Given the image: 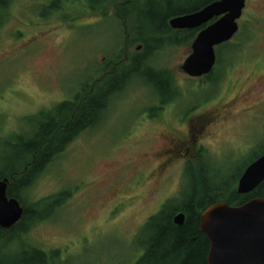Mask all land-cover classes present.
Returning <instances> with one entry per match:
<instances>
[{"label":"rangeland","instance_id":"obj_1","mask_svg":"<svg viewBox=\"0 0 264 264\" xmlns=\"http://www.w3.org/2000/svg\"><path fill=\"white\" fill-rule=\"evenodd\" d=\"M47 2L13 0L0 28V168L14 158L6 146L13 137L28 135L40 114L85 96L92 85L104 88L110 76L146 53L138 49L143 42L132 43L136 34L155 32L152 8L142 0H110L106 16L91 13L89 0H66L45 15ZM238 26L229 44L217 49L211 83L179 70L197 31L172 46L162 34L146 36L154 52L144 56L145 64L154 76L130 78L109 99L99 124L45 167L22 200L29 208L39 204L49 218L13 236L11 244L0 237V264L29 248L49 255V264H134L150 236L143 225L164 203L179 199L187 175L236 189L243 170L264 150V110L200 135L196 119L247 93L259 79L262 88L245 106L264 101V0H246ZM159 72L173 82L174 94L156 81ZM60 193L68 195L60 205L41 204Z\"/></svg>","mask_w":264,"mask_h":264},{"label":"trees","instance_id":"obj_2","mask_svg":"<svg viewBox=\"0 0 264 264\" xmlns=\"http://www.w3.org/2000/svg\"><path fill=\"white\" fill-rule=\"evenodd\" d=\"M47 1V0H46ZM66 0H49L42 8L44 14H50V10L56 8L61 10L62 3ZM71 1V0H67ZM110 0H89L88 10L94 13L100 12L101 16H106V4ZM127 3L131 0H123ZM218 0H142V6H148L152 15L149 14V21L153 24L155 32H145L144 37L136 34V39L132 43L143 42L147 47L146 53L134 57L127 69L118 75L110 76L106 81L105 87H98L92 92L79 97L76 95L72 100L59 103L45 114H40L36 118L34 127L26 136H15L7 143V147L15 152L14 158L3 160V167L0 168V181L8 180L7 196L19 201L24 209L23 218L12 230L4 231L0 229V237L7 239L6 245L11 244L13 236L20 238L35 223L45 221L49 216H41L38 205L33 208L27 207L22 197L31 188L45 167L59 154L66 146L71 143L81 132L96 127L108 106L109 99L114 93L121 91L124 86L134 76L143 80L149 75L146 67V56L152 54L154 49L149 50L147 45L149 38L162 34L167 44L177 45L187 33L172 31L168 26V21L174 17L191 14L212 4ZM13 0H0V28L5 20V13L12 4ZM123 3V4H124ZM140 7L135 8V13ZM121 11L123 16L126 13ZM181 36V37H179ZM142 44V43H141ZM146 55V56H145ZM145 56V57H144ZM146 63V64H145ZM155 75H160L155 73ZM165 74L156 77L165 92L174 94L173 82L168 81ZM212 73L207 76L209 83L214 79ZM149 84L150 82L147 81ZM153 86V85H152ZM162 89V90H163ZM157 90V89H156ZM11 139V138H10ZM201 153V152H200ZM264 150L261 152L262 156ZM201 155H198V159ZM192 165V164H191ZM185 171L187 172L188 167ZM188 185L180 192L179 199L164 203L159 211L151 216L143 225L149 232V239L141 246L142 254L134 264H206L209 249L208 240L199 231V219L201 213L209 206L217 203H225L232 207L244 205L253 199H264V183L259 185L255 191L249 195H238L234 188L226 185H205L187 175ZM65 193H60L55 197L48 198L41 202L42 205H60L64 200ZM62 198V200H60ZM176 199V200H175ZM49 211V209H46ZM182 213L184 223L176 226L173 217ZM49 255L45 252L32 248L21 250L18 256L9 264H49ZM5 261V260H4ZM3 262V264H7Z\"/></svg>","mask_w":264,"mask_h":264},{"label":"water","instance_id":"obj_3","mask_svg":"<svg viewBox=\"0 0 264 264\" xmlns=\"http://www.w3.org/2000/svg\"><path fill=\"white\" fill-rule=\"evenodd\" d=\"M245 3L246 0H218L197 12L168 21L172 30L202 28L190 46V55L179 68L183 74L200 78L211 73L216 60L214 48L237 33V22ZM262 183L264 154L244 170L237 182L236 193L248 195ZM7 188L8 180H1L2 230L15 227L24 214L19 201L7 196ZM184 218L178 213L173 217V223L182 226ZM199 231L209 243L206 264H264V199H253L237 207L225 203L211 205L200 215Z\"/></svg>","mask_w":264,"mask_h":264},{"label":"flooded vegetation","instance_id":"obj_4","mask_svg":"<svg viewBox=\"0 0 264 264\" xmlns=\"http://www.w3.org/2000/svg\"><path fill=\"white\" fill-rule=\"evenodd\" d=\"M191 31L192 32L197 31V33H198L200 31V29H198V30L195 29V30H191ZM180 32H189V31L183 30ZM221 46H224V44ZM142 48L144 49V44H141L138 47V49H142ZM215 67H216V64H215ZM254 68L258 69V65L256 64ZM261 85H262V82H261V79H259L258 85L254 86L253 89H251L247 93L243 92L242 94H239L238 96H234L227 103L220 105L218 108H214V110L211 112H208V113H205V114H202L201 116H199V118L196 119L197 123L200 124L199 135L203 134V132L206 129H208L209 127L218 125V123H221V122L228 120V119H231L233 117H239L241 119H245V116L249 113L258 112L259 110H260V112H262V110H264V101H262V100L253 99V102L250 106L249 105L245 106V102L248 99H250L253 94H255V95L258 94L259 88H262ZM93 87H94V85L91 86V89H90L91 92L95 89ZM238 105H241V106H240V108L236 109V107ZM237 110H238L237 114H233V112H235ZM244 125H245V120H244ZM168 145L170 146L171 143L169 142ZM173 149H175V147H173ZM166 152H167V150H164L163 155L167 154ZM143 182L144 181H142V183ZM12 229H10V230H12ZM10 230H4V231H10Z\"/></svg>","mask_w":264,"mask_h":264},{"label":"bare ground","instance_id":"obj_5","mask_svg":"<svg viewBox=\"0 0 264 264\" xmlns=\"http://www.w3.org/2000/svg\"><path fill=\"white\" fill-rule=\"evenodd\" d=\"M167 40V39H166ZM144 49L147 50V47L144 45Z\"/></svg>","mask_w":264,"mask_h":264}]
</instances>
